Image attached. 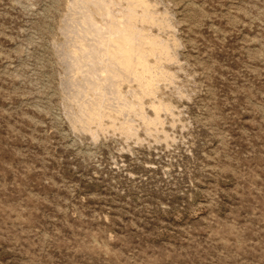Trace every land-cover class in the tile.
<instances>
[{"label": "rangeland", "instance_id": "rangeland-1", "mask_svg": "<svg viewBox=\"0 0 264 264\" xmlns=\"http://www.w3.org/2000/svg\"><path fill=\"white\" fill-rule=\"evenodd\" d=\"M145 3L0 0V264H264V0Z\"/></svg>", "mask_w": 264, "mask_h": 264}, {"label": "bare ground", "instance_id": "bare-ground-1", "mask_svg": "<svg viewBox=\"0 0 264 264\" xmlns=\"http://www.w3.org/2000/svg\"><path fill=\"white\" fill-rule=\"evenodd\" d=\"M139 2H142V3H144V4H146L145 3V0H138ZM123 23L122 22H119V21H116V20H114L113 22H112V26H115V28H117L118 30H122V28H121V25H122ZM124 30V29H123ZM112 31V30H111ZM113 32V31H112ZM145 54H147L146 53V51L144 52ZM125 61H129V60H131V56H132V53L130 52V51H126L125 52ZM131 63V62H130ZM108 65V64H107ZM114 67H109V66H106V70H107V72H110V71H114L115 70V68L113 69ZM149 72H148V68L147 69H145L141 74H142V76L139 78V80L141 81V82H146L147 84H148V82L146 81V79H147V75H149L148 74ZM119 75V74H118ZM145 75V76H144ZM112 78V76L111 77H108L107 76V78H105V77H98L95 81H97L98 83H100L101 82V80L102 79H111ZM132 82V81H131ZM139 82V81H138ZM147 87V86H146ZM146 87H143V89L144 90H146L147 88ZM136 93V92H135ZM137 96H139V94H133V97L134 98H137V99H139V97H137ZM126 104L128 105V106H130V107H134V106H136V104L135 103H132L131 101H127L126 100ZM89 106L91 107V105L89 104ZM147 116H143V119H145ZM156 124V122H150L149 123V125L151 126V125H155ZM129 130H131V128H129Z\"/></svg>", "mask_w": 264, "mask_h": 264}]
</instances>
